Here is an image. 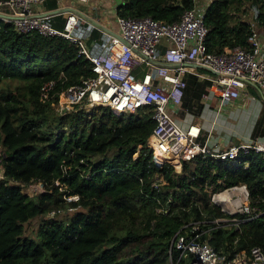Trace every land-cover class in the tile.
<instances>
[{
    "label": "trees",
    "instance_id": "16d2710c",
    "mask_svg": "<svg viewBox=\"0 0 264 264\" xmlns=\"http://www.w3.org/2000/svg\"><path fill=\"white\" fill-rule=\"evenodd\" d=\"M198 1L123 0L117 15L173 23ZM244 1L209 5L204 16L209 52L230 54L235 47H248L252 25L240 12L251 11L252 22L264 28V0H249L243 9ZM49 7L57 8L56 2ZM78 53L64 38L22 35L0 22V166L5 175L0 181V264H172L176 234L194 222H202L203 240L227 260L255 247L264 250V156L241 152L235 164L199 158L185 163L179 174L152 162L150 109L56 115L57 93L43 99L40 88L62 73L67 85L91 79L92 64ZM10 81L21 85L11 90L6 88ZM261 122L253 139L264 140ZM157 175L163 183L159 190L153 187ZM33 183L44 188L37 198L24 192ZM239 185L248 187L259 217L237 227L215 223L246 219L225 214L211 202L213 194ZM73 196L79 200H67ZM69 210L74 216L68 222L45 218ZM38 218L36 238L25 237V225ZM178 255L173 250L174 264Z\"/></svg>",
    "mask_w": 264,
    "mask_h": 264
},
{
    "label": "built area",
    "instance_id": "2783aa9c",
    "mask_svg": "<svg viewBox=\"0 0 264 264\" xmlns=\"http://www.w3.org/2000/svg\"><path fill=\"white\" fill-rule=\"evenodd\" d=\"M51 1L58 0H0V22L12 25L18 34L35 32L45 38H64L78 47V58L84 57L92 64L94 76L81 84L67 85V78L62 73L59 78L41 86L43 99L57 93L58 99L52 103L56 115L62 117L93 108H107L119 115L150 109L155 125L147 147L152 151V162L158 169L170 166L179 172L185 163L199 158L235 164L241 152L264 156V142L259 140L217 150L210 145L212 133L204 135L199 124L182 128L171 114L172 110H179L182 106L187 74L205 78L196 67L205 68L213 75L208 80L211 82L210 91L217 100L218 114L225 107L246 99L251 86L264 95V45L254 25L251 24L248 47H235L230 54H215L208 50L210 30L204 23L206 10L212 2L207 7L197 3L173 23L151 17L119 16L117 34L103 32L104 47L99 54L92 55L88 45L74 36L83 18L74 11L59 12L63 10L60 8L43 10ZM70 1L91 3V0ZM56 18H64L61 29L54 24ZM163 41L168 42V46L161 51ZM208 98V95L204 96L205 100ZM4 179L0 166V181ZM162 184V178L157 175L153 187L159 190ZM225 194L230 197L224 198ZM67 200L78 201L79 197ZM211 202L225 214L246 218L244 221L220 219L216 220L217 224L228 226L230 223L237 227L259 217L246 185L213 194ZM50 214L53 216L49 219L57 212ZM204 234L202 222L184 226L172 242V264L173 250L179 254L176 264H264L262 248H252L249 254L242 252L227 260L203 240Z\"/></svg>",
    "mask_w": 264,
    "mask_h": 264
},
{
    "label": "crops",
    "instance_id": "0c3cea01",
    "mask_svg": "<svg viewBox=\"0 0 264 264\" xmlns=\"http://www.w3.org/2000/svg\"><path fill=\"white\" fill-rule=\"evenodd\" d=\"M119 1L120 0H91V3L89 4H82L80 2L70 1V0H58L57 2L56 1L54 2H56L57 8L63 9L66 12L74 11L77 12L79 15L83 14L91 18L92 20L98 22L101 26H103L107 30L117 34V32L119 31V27L117 23V19L119 17L117 15V8L119 6ZM212 1L213 0H199L198 3L201 7H207ZM52 2L53 1L47 2L43 10L45 9L47 11L54 10L49 7V4H51ZM82 7H87L89 9V12L84 11ZM98 9H100V12L97 17L94 16L96 12H94L93 15L90 14L92 10L97 11ZM107 13L109 14V16L112 15L113 19L112 17H110V19L109 17L106 19L104 16ZM246 22L255 26L260 41L264 45V28H259L252 21L247 20ZM63 23H64V18H56L54 20L55 26L56 25L61 26L62 28ZM81 23L85 24L87 27L90 26L96 29L94 26L86 22L84 19L83 21L80 22V24ZM96 30L100 33L98 35L94 34L95 38L96 37L99 38L100 41L97 42L96 40H93L91 41V43H89L88 47L90 48L92 55L99 54L104 47L103 32L105 31L99 29ZM167 46H168V42L163 41L162 45L160 46V50L163 51ZM196 70L198 73L202 74L205 78H199L198 76L190 73L187 74L186 76L187 89L185 91V97L183 99L182 106L179 110L171 111V114L175 119V121L182 128H187L191 124H199L203 130L204 135H208L209 133H212L210 139V145L212 147H215V149L217 150L227 149L228 147L235 145L236 142L239 143L249 142V141H245L244 139H240V137L237 136V134L241 132V130L236 129L238 125L237 122L242 120V117H244V121L246 122L247 120L251 122L253 120H256L257 122L259 118L264 119V95L262 96L260 91H258L255 87L251 86L249 88V96L246 99L240 100L235 104H233L232 106H230L228 108L227 115H223L222 113L218 114L217 100L216 97L210 91L211 82L210 80H208V78L209 79L212 78L213 75L211 74L210 71L202 67H196ZM205 95L209 96L207 100L204 99ZM246 101H250V104L246 105L245 103ZM252 115H254V117ZM253 140H259L264 142V140L259 138H255Z\"/></svg>",
    "mask_w": 264,
    "mask_h": 264
},
{
    "label": "rangeland",
    "instance_id": "374dc122",
    "mask_svg": "<svg viewBox=\"0 0 264 264\" xmlns=\"http://www.w3.org/2000/svg\"><path fill=\"white\" fill-rule=\"evenodd\" d=\"M250 2L251 1H249V0L244 1L245 6L243 7V9L244 8H248V6H250L249 5ZM82 9L84 11H88L89 12V9L87 7H82ZM94 12H96V14H94ZM99 12H100V9H98L97 11L92 10L90 14L91 15L94 14V16L97 17ZM238 14H239L238 16L242 17V19L245 20V21H247V20L248 21H253V13L251 11H248L246 15L242 14L241 12L238 13ZM104 17L106 19L108 17H109V19H110V17H112V19H113V16L112 15L109 16L108 13ZM106 19H104V20H106ZM74 36H76L80 40H82L85 43H87V45H89V43H91V41H93V40H96L97 42L100 41L99 38H97V37L95 38V35L93 34L92 30H90V28H88L83 23H81L80 27L75 31ZM143 71H145V67L143 68ZM20 85L21 84L19 82H17V81H10V82L7 83L6 88H9L11 90H15V88H17V86H20ZM245 103H246V105H248V104H250V101H246ZM245 103H242V104H245ZM230 106H232V105H230ZM230 106L225 107V109L222 112L223 115H227L228 108ZM87 110L89 111V113H92L96 109L93 108L92 110L91 109H87ZM252 116L254 117V115H252ZM256 123H257L256 120H253L252 122L247 120V122H246V121H244V117H242V120L237 122L238 125H237L236 129L241 130V132H239L237 134V136L240 137V139H244L245 141L253 140L251 135H252V132L254 131V129L256 128V125H257ZM261 124H262V122L260 123V126H261ZM262 125H264V123ZM177 173H179V174L181 173L182 174V170L180 169L179 172L177 171ZM43 190H44L43 185L39 184V183H33V184H30V185L24 187V192L26 194H28L32 198H37V196H39L40 193H42ZM73 213L74 212H71V210H69V211H61L59 213L57 212V214H55L53 218H57L59 220L68 222V221H70L73 218V216H74ZM49 216H53V215L49 214L45 218L48 219ZM41 221H42V218H38V219H34L31 222H29L28 224H26L25 225V237L36 238L37 232H38V229H39V225H40Z\"/></svg>",
    "mask_w": 264,
    "mask_h": 264
},
{
    "label": "water",
    "instance_id": "95a60500",
    "mask_svg": "<svg viewBox=\"0 0 264 264\" xmlns=\"http://www.w3.org/2000/svg\"><path fill=\"white\" fill-rule=\"evenodd\" d=\"M122 1H123V0H120V1H119V5L122 4ZM63 11H64V10H60L59 12H63ZM55 13H58V12H55ZM80 16H81L86 22H88V23H90L92 26H94L96 29H99V30H102V31H105V32L112 33V34L116 35L115 33H113V32H111V31L107 30L106 28H104V27L101 26L98 22L92 20L91 18H89V17H87V16H85V15H83V14H80ZM253 87H255V86H253ZM255 88H256V87H255ZM256 89H257L258 91L261 92V90H259L258 88H256ZM261 94H262V96H263V93H262V92H261ZM235 145L238 146V145H239V142H236Z\"/></svg>",
    "mask_w": 264,
    "mask_h": 264
},
{
    "label": "bare ground",
    "instance_id": "6f19581e",
    "mask_svg": "<svg viewBox=\"0 0 264 264\" xmlns=\"http://www.w3.org/2000/svg\"><path fill=\"white\" fill-rule=\"evenodd\" d=\"M223 197H224V198H229L230 195H229V194H225V195H223Z\"/></svg>",
    "mask_w": 264,
    "mask_h": 264
}]
</instances>
